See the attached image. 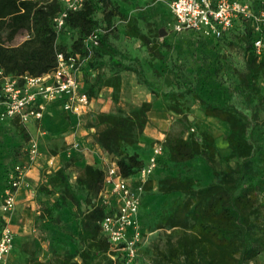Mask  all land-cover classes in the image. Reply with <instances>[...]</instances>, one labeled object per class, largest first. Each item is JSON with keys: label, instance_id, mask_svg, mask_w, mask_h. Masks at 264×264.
I'll return each mask as SVG.
<instances>
[{"label": "trees", "instance_id": "16d2710c", "mask_svg": "<svg viewBox=\"0 0 264 264\" xmlns=\"http://www.w3.org/2000/svg\"><path fill=\"white\" fill-rule=\"evenodd\" d=\"M252 8L255 12L264 10V0H253ZM61 10L59 0H0V69L11 76L26 73L41 76L57 67V52L87 57L88 66L96 70L108 67L111 75L99 71L87 90L93 98L102 87L113 88L116 104L114 110L99 113L93 121L97 128L95 143L116 163L122 177L134 179L146 165L139 146L144 143L152 103L145 101L129 110L118 105L120 73L133 69L124 63L125 55L110 40V30L114 28L112 19L122 18L126 36L140 40L149 49L152 59L163 58L160 47L141 32L136 19L119 10L115 0H85L79 11L69 13L65 28L59 33L53 19ZM99 29L103 30L99 44L90 53L84 40ZM69 31L75 34L70 45L59 39ZM229 33L234 34L243 52L245 69L238 73L239 85L246 93L247 102L256 101L257 105L251 107V115H248L232 104L218 105L200 94L195 95L207 118L227 125L228 153L224 156L220 155L215 136L209 131L196 132L194 122L188 117L183 125L188 136H184L183 130L167 134L159 166L188 164L198 158H205L211 167L219 158L224 166L219 171L213 169L218 180L207 185L190 176H167L161 181L165 194L176 193L178 197L162 216L158 228L179 230V236L174 243L170 241L165 250L155 253L152 264H255L264 249V226L259 223L264 209V129H260L258 122L259 109L264 106V91L259 84L264 76V55L259 58L254 52L257 34L251 21H241ZM21 34H28L29 38L13 46ZM224 37L226 34L220 39ZM171 97L177 102L179 94ZM173 110L181 111L177 104ZM191 129L194 131L190 132ZM20 131L30 138L24 127L21 126ZM146 144L153 146L154 142ZM69 180L66 167L50 177L49 186L60 188L59 200L53 207H44L40 216L58 225L62 209L70 205L76 208L78 231L72 242L77 249L74 253L65 250L58 254L57 263L126 264L124 254L112 249L100 227V221L111 213L100 199L104 170L85 165L75 186L67 184ZM151 184L149 180L145 192L150 190ZM41 192L48 196L54 191L44 186ZM79 193L87 196L86 210L82 208ZM55 211L59 215L55 216ZM62 248L65 247L57 246L53 251L56 253ZM29 264L48 263L31 260Z\"/></svg>", "mask_w": 264, "mask_h": 264}, {"label": "rangeland", "instance_id": "374dc122", "mask_svg": "<svg viewBox=\"0 0 264 264\" xmlns=\"http://www.w3.org/2000/svg\"><path fill=\"white\" fill-rule=\"evenodd\" d=\"M115 5L122 13L137 20L141 32L149 38L153 45L160 47L163 55L161 60L152 59L149 49L143 46L140 40L130 39L126 36V25L122 18L115 16L112 19L114 28L110 30V40L125 55L124 63L133 69V71L120 73L122 85L118 105L129 110L130 107L140 105L142 102H151L152 110L149 113V122L152 119L164 121L165 125L159 127L164 139L167 134H177L182 130L184 136H188V131L184 130L183 126L186 125V117H188L190 122H194L193 127L196 132H211L216 138L220 155H226L228 153L225 140L228 132L227 125L213 118H207L195 95L200 94L207 101L218 105L232 104L239 110L251 115V107L256 106L257 102L249 104L246 100V93L239 85L238 73L244 71L245 65L243 52L235 36H233L234 34L227 32L225 33L226 38L223 39H206L194 33L175 34L172 30V18L168 11V0H115ZM161 29L166 32L164 37L159 34ZM23 37L24 35H19L12 45H20L24 41ZM73 38H75V34L70 31L59 37L68 45L71 44ZM99 71L106 76L110 74L108 67L97 70L90 68L87 71L85 66L81 73L82 78L94 82ZM259 84L264 91V76L260 78ZM188 89L194 90V92H188ZM101 92L100 90L95 96L96 100H102V97L104 99L109 98L112 102L109 111L114 110L116 104L113 101V90L107 94V88H104L103 96L100 97ZM172 94H179L177 102L171 97ZM176 104L181 110L180 113L173 110V106ZM102 105L100 102L96 103V114L92 119L85 121L88 135L93 138V147H96L94 136L97 132L93 121L101 113ZM156 106L158 108H155ZM263 121L264 106L259 109L258 122L261 124V130L264 129ZM19 126L22 125H18V128L16 126L0 127V171H2V177L5 179V190L8 187V176L14 167V162L23 161L31 166L35 162H39L45 155L51 156L59 149L65 150L71 160L65 166H67L70 176L69 183L73 182L75 176L82 169L78 163L84 159L81 154V157L73 156V152L82 153L87 148H83L84 146L79 142L75 143L80 148H76L75 143L63 146L47 144L46 151L42 152L40 149L39 155L35 159H31L27 153L29 142L36 140L38 143V139L42 137V131L30 132L25 128L30 136L27 139L24 133L19 130ZM146 146L150 145L146 144ZM223 166L224 164L220 162L219 158L212 167L205 158H198L188 164L173 165L167 163L157 168L150 190L142 198L139 213L141 243L135 260L128 264H152L155 253L165 250L170 241L174 243L179 236L177 233L179 230L173 232L163 226L158 228L162 216L169 209L172 201L178 197L176 193L165 194L161 190V181L167 176H190L197 178L202 185H207L218 180L213 169L219 171ZM45 174L48 179L39 188L41 197L46 196L41 192V187H49L50 177L53 175ZM79 196L82 200V207L86 210L87 196L85 193H79ZM60 214L61 223L58 225L48 221H38L32 227L30 239L23 245V248L34 250L38 245L46 246L48 251L57 246L76 248L77 246L72 242L78 231L76 208L74 205H70L69 208L62 209ZM11 215L12 213L5 215L10 227ZM54 215L56 216L57 212ZM259 223L264 226V209ZM13 237H15L14 232ZM13 247H15L14 243ZM8 257L4 263L0 264H6ZM254 263L264 264V249Z\"/></svg>", "mask_w": 264, "mask_h": 264}, {"label": "built area", "instance_id": "2783aa9c", "mask_svg": "<svg viewBox=\"0 0 264 264\" xmlns=\"http://www.w3.org/2000/svg\"><path fill=\"white\" fill-rule=\"evenodd\" d=\"M62 10L53 19L57 32L64 30L69 13L79 11L85 0H59ZM253 0H171L169 8L174 17L173 30L176 34L194 32L204 37L220 39L241 21H251L257 38L253 49L260 58L264 55V10L255 12ZM102 29L84 40L88 51L98 46ZM29 38L25 34L23 39ZM88 65L87 57L79 54L57 52V67L44 75H7L0 69V121L17 119L22 125L40 122L46 105L59 101L63 111L80 120L93 118L92 100L80 79L83 68ZM194 130L191 129V132ZM165 139L152 146V155L134 179L121 176L116 163L111 159L105 169L104 187L100 199L111 213L100 221L102 233L112 249L124 254L126 263L137 256L141 243L139 213L145 186L159 166L164 154ZM76 148H80L75 143ZM28 154L31 159L39 155L36 140L30 141ZM29 164H17L9 173L8 187L2 197L0 211L4 215L15 210V191L26 180ZM115 197L112 204L110 197ZM0 233V263H4L13 248V231L6 217ZM115 259V258H113Z\"/></svg>", "mask_w": 264, "mask_h": 264}, {"label": "crops", "instance_id": "0c3cea01", "mask_svg": "<svg viewBox=\"0 0 264 264\" xmlns=\"http://www.w3.org/2000/svg\"><path fill=\"white\" fill-rule=\"evenodd\" d=\"M170 1L171 0H168V11L170 12V16L172 18V30H173V25L175 20L169 8ZM187 33H194V32H185L183 34H187ZM205 38L210 39L213 37H205ZM86 69L87 71H89L90 67L87 65ZM110 75L111 73L108 76ZM80 79L83 83L84 88L88 90L93 83L92 80L83 79L82 74L80 75ZM104 88H107V94H110V92L113 90V88L102 87L101 88L102 92L99 94L100 97L103 96ZM92 101H93L92 107L94 114H96L95 109H96V103L98 102L103 104L100 112H109V110L111 109L112 102L109 100V98L104 99L102 97V100L101 99L96 100V98L93 97ZM155 108H158V106H156ZM18 125H22V124L17 119L0 121V127L16 126L18 128ZM162 125H165L164 121L160 122L152 119L145 128L143 134L144 143L140 144L139 151L142 153L146 163L148 162L149 158L152 155V146H146V143H150V142L155 143L156 141L163 138V133L161 131V128H159ZM24 128L28 129L30 132H37L38 130L42 131L41 134L42 137L40 139L37 138L39 150L41 149L40 151L42 152L46 151L47 144L48 145L51 144V146H57V145L63 146V145H72L75 142L81 143L84 146L83 148L86 147L87 149H85V151L82 153L74 151L73 156L81 157L82 155L84 159L78 163L79 165L82 166V168L85 165H92L94 167L104 170L105 172L107 164L111 161V157L105 151H103L97 144H95L96 147H93L94 146L93 138L88 135L87 129L85 127V121L80 120L76 116L63 111L61 107V103L59 101L48 103L46 105L42 120L40 122H32L30 125L24 126ZM28 150H29V145L27 148V153ZM48 155H45L40 159L39 162H35L34 165L30 166L26 176L25 183L15 191L16 206H15V210L12 212V215L10 216L11 228L15 233V237L13 239V243L15 244V247H13L12 253L8 257L6 264H29L31 260L42 261L48 264H58L57 263L58 254L60 253L63 254L65 250H70L71 253H74L77 249V247L62 248V250H58L55 253L53 249L48 251L47 247L44 245L43 246L38 245V247L35 248L34 250L33 249L30 250V248L28 249L23 248V245L26 242H28L30 239L32 227H34V225L38 221H43V222L48 221L40 218L41 213L43 212V208L53 207L54 204L59 200V195H60L59 187L52 188L51 186H49V189L54 191L53 194L41 197V193H39V188L41 185H43L45 181L47 182L46 179H48L47 176H45L46 175L45 173L54 174L59 169L65 167H66V173H69L67 166L65 165L67 162L71 160L69 159L65 150L59 149L56 153L54 154L52 153L51 156ZM17 164H25V163L23 161H19V162L16 161L14 162L13 166ZM81 170L79 171V174L75 176V180L70 183L72 186L76 185V179L81 174ZM155 172L149 179L150 181H152ZM44 177L45 180H43ZM4 180L5 179L2 177V171H0V206L2 203V196L5 190ZM67 184H69V182ZM67 184L65 183V185ZM146 194L147 192L144 193L143 197ZM110 199L112 204H115V197L111 196ZM57 215H59L58 212ZM4 217L5 215L3 216V214L0 211V233L3 227ZM75 260H78V258H75Z\"/></svg>", "mask_w": 264, "mask_h": 264}, {"label": "water", "instance_id": "95a60500", "mask_svg": "<svg viewBox=\"0 0 264 264\" xmlns=\"http://www.w3.org/2000/svg\"><path fill=\"white\" fill-rule=\"evenodd\" d=\"M159 34H160L161 37H164V36L166 35V32H165L164 29H161V30L159 31ZM190 119L192 120V117H190Z\"/></svg>", "mask_w": 264, "mask_h": 264}]
</instances>
